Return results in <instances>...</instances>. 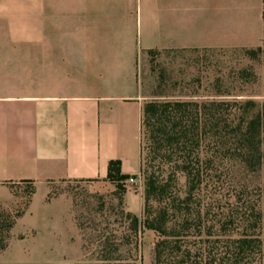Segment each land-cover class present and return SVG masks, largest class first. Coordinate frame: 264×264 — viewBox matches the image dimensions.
I'll list each match as a JSON object with an SVG mask.
<instances>
[{"label": "crops", "instance_id": "obj_1", "mask_svg": "<svg viewBox=\"0 0 264 264\" xmlns=\"http://www.w3.org/2000/svg\"><path fill=\"white\" fill-rule=\"evenodd\" d=\"M257 48L264 101V0H0V203L31 183L27 215L38 209L5 251L39 230L45 249L66 245L71 204L49 198L53 184L112 185L110 161L139 174L137 65L147 54ZM124 199L141 211L133 191Z\"/></svg>", "mask_w": 264, "mask_h": 264}, {"label": "trees", "instance_id": "obj_2", "mask_svg": "<svg viewBox=\"0 0 264 264\" xmlns=\"http://www.w3.org/2000/svg\"><path fill=\"white\" fill-rule=\"evenodd\" d=\"M254 51L260 60L262 49ZM226 112L227 104L215 100H151L144 104L140 145V171L145 176L142 221L127 213L124 235L95 237L96 244L90 251L94 259L89 264H140V227L157 236L154 264H242L249 253L264 264L263 184L258 187L256 200L247 204L235 193L229 196L219 181L224 173L218 161L227 147L221 136ZM263 134L262 117L252 118L241 132L236 157L228 161L242 170L248 167L252 173L262 174ZM230 173L233 167L228 169ZM128 178L121 174L119 161L109 162L107 181L119 192L125 191ZM181 178L183 191L178 188ZM33 193L34 189L31 197ZM231 197L235 198L233 203L229 202ZM26 210H7L0 203V252L8 248L11 231ZM231 232L240 236L231 239Z\"/></svg>", "mask_w": 264, "mask_h": 264}, {"label": "rangeland", "instance_id": "obj_3", "mask_svg": "<svg viewBox=\"0 0 264 264\" xmlns=\"http://www.w3.org/2000/svg\"><path fill=\"white\" fill-rule=\"evenodd\" d=\"M250 50L255 49L149 53L137 65L138 86L145 103L151 100L179 99L199 102L215 100L227 104V114L224 115L227 121L221 132L227 147L218 161V166L224 173L219 181L223 182L222 186L229 191V196L235 193V196H240L247 204L256 200L258 187L261 184L264 186V168L262 174L252 173L250 168L242 170L228 159L236 157V150L240 147L239 137L241 132L246 130L248 122L256 116L264 120L263 94L257 75L259 56L255 51L252 54L248 52ZM1 71L7 72L5 69ZM1 76L8 78L9 74ZM142 147L145 149L144 142ZM261 151L264 157V140ZM145 156L146 152L143 150L144 163ZM232 167L233 173L227 174L228 169ZM135 177L136 182L133 185L124 182L123 193L113 184L83 181H62L53 184L49 198L64 195L71 204L70 217L65 221L66 245L60 249H45L46 235L39 230L35 237H29L27 242H17L7 251H1L0 255L4 253L0 264H89L94 259L90 251H93L96 244L95 237H111L113 234L120 238L127 231L128 222L125 215L129 211L124 199L127 190L133 191L141 198V211L134 216L142 221L145 176L140 171ZM178 188L181 191L185 188L182 178ZM32 189L34 187L29 184L13 186L11 200L2 206L12 211L28 208ZM234 201L235 198H229L230 203ZM262 207L264 209V195ZM31 209L33 216L27 215L25 211L16 222V231L24 234L25 226L35 220L38 210L35 203ZM247 234L252 237L251 232ZM239 236V232L230 234L231 239H237ZM156 241L155 233L139 228L137 242L140 264H154L153 248ZM24 252H29L27 259L23 258ZM242 264H259V261L255 255L249 253Z\"/></svg>", "mask_w": 264, "mask_h": 264}, {"label": "built area", "instance_id": "obj_4", "mask_svg": "<svg viewBox=\"0 0 264 264\" xmlns=\"http://www.w3.org/2000/svg\"><path fill=\"white\" fill-rule=\"evenodd\" d=\"M135 182H136V177H129L126 180V184H130V185H133Z\"/></svg>", "mask_w": 264, "mask_h": 264}]
</instances>
